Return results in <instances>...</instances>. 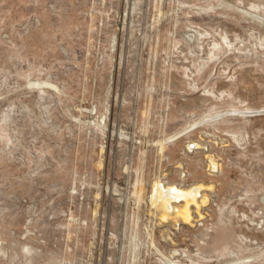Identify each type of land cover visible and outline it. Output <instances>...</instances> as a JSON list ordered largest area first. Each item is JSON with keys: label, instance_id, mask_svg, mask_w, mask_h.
<instances>
[{"label": "rangeland", "instance_id": "obj_1", "mask_svg": "<svg viewBox=\"0 0 264 264\" xmlns=\"http://www.w3.org/2000/svg\"><path fill=\"white\" fill-rule=\"evenodd\" d=\"M258 110L264 0H0V264H264Z\"/></svg>", "mask_w": 264, "mask_h": 264}, {"label": "bare ground", "instance_id": "obj_2", "mask_svg": "<svg viewBox=\"0 0 264 264\" xmlns=\"http://www.w3.org/2000/svg\"><path fill=\"white\" fill-rule=\"evenodd\" d=\"M197 192H198L197 189L183 192L175 188H169L168 190L165 189V191H161V188L157 186L154 190V195L152 199L155 202L159 201L161 206L163 208H166L167 205L169 204L170 199L184 198L185 205L183 209L180 211V214L184 220H189L188 205L191 201H195L194 198Z\"/></svg>", "mask_w": 264, "mask_h": 264}, {"label": "water", "instance_id": "obj_3", "mask_svg": "<svg viewBox=\"0 0 264 264\" xmlns=\"http://www.w3.org/2000/svg\"><path fill=\"white\" fill-rule=\"evenodd\" d=\"M262 112H264V110H258V111H254V112H249V114L262 113Z\"/></svg>", "mask_w": 264, "mask_h": 264}]
</instances>
